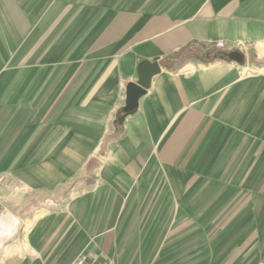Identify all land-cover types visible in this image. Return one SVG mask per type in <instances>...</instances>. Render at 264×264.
<instances>
[{"label":"crops","instance_id":"0c3cea01","mask_svg":"<svg viewBox=\"0 0 264 264\" xmlns=\"http://www.w3.org/2000/svg\"><path fill=\"white\" fill-rule=\"evenodd\" d=\"M7 173L0 264H264V0H0Z\"/></svg>","mask_w":264,"mask_h":264},{"label":"water","instance_id":"95a60500","mask_svg":"<svg viewBox=\"0 0 264 264\" xmlns=\"http://www.w3.org/2000/svg\"><path fill=\"white\" fill-rule=\"evenodd\" d=\"M229 58L235 62H243V55L239 52L231 53ZM158 61L159 60H155L154 62L143 61L139 65L138 83L132 84L129 87V96L131 99H136L139 96H143L151 88L153 79L162 72Z\"/></svg>","mask_w":264,"mask_h":264},{"label":"built area","instance_id":"2783aa9c","mask_svg":"<svg viewBox=\"0 0 264 264\" xmlns=\"http://www.w3.org/2000/svg\"><path fill=\"white\" fill-rule=\"evenodd\" d=\"M217 47H225L224 42H218ZM0 186L6 187L12 192H16L20 189L19 182L11 173L0 175ZM72 264H116V262L112 258L101 261L99 257L93 255L91 252H83Z\"/></svg>","mask_w":264,"mask_h":264}]
</instances>
